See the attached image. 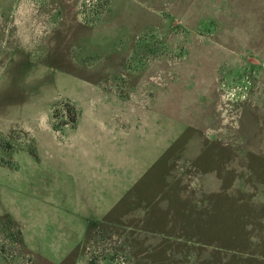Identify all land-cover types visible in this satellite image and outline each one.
Instances as JSON below:
<instances>
[{
	"label": "rangeland",
	"instance_id": "rangeland-1",
	"mask_svg": "<svg viewBox=\"0 0 264 264\" xmlns=\"http://www.w3.org/2000/svg\"><path fill=\"white\" fill-rule=\"evenodd\" d=\"M0 264H264V0H0Z\"/></svg>",
	"mask_w": 264,
	"mask_h": 264
},
{
	"label": "crops",
	"instance_id": "crops-1",
	"mask_svg": "<svg viewBox=\"0 0 264 264\" xmlns=\"http://www.w3.org/2000/svg\"><path fill=\"white\" fill-rule=\"evenodd\" d=\"M192 143H195V144H197L198 142H195L194 140H192L191 141ZM193 145V144H192ZM192 145H187L186 146V148H185V151L188 153V151H192L191 149H190V147L192 146ZM145 165L144 164H139L138 163V167H137V170H135L136 172H135V181H136V178H139L141 175H142V173L144 172V170H145ZM218 179V177L217 176H215V178H214V181H212L213 183H215V181ZM212 180V179H211ZM134 181V182H135ZM218 183H219V179H218ZM217 187H218V185H217Z\"/></svg>",
	"mask_w": 264,
	"mask_h": 264
}]
</instances>
